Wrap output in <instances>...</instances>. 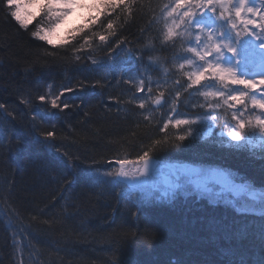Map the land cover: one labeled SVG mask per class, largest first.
<instances>
[{"label":"trees","instance_id":"16d2710c","mask_svg":"<svg viewBox=\"0 0 264 264\" xmlns=\"http://www.w3.org/2000/svg\"><path fill=\"white\" fill-rule=\"evenodd\" d=\"M171 2L137 0L131 16L121 11L120 20L113 17L116 37H109L110 42L124 40L121 47L154 46L145 54V64L149 56L159 59L148 72L154 81L167 80L159 88L153 84L154 95L164 91L174 96V81L183 83L174 59L182 53L180 42L164 44L161 33L162 9ZM10 11L0 0V104L5 105L0 109V264H232L241 255L255 264L262 244L259 215L245 220L231 204H214L191 193L168 199L143 192L129 200L119 188L96 183L97 171L116 170L118 164L109 161L134 160L152 140L164 138L159 128L169 109L154 108L150 100L146 109L137 107L145 94L124 81L138 77V66H120L123 52L117 50L115 61H109L110 45L98 39L77 51L85 35L81 32L49 45L31 36L45 23L43 16L24 30ZM93 31L103 34L100 27ZM92 60L103 62L102 69L96 70ZM161 65L172 74L165 76ZM49 85L53 94L62 87L77 88L66 94L68 109L40 105L36 97ZM201 98L181 90L180 101L188 104L180 103L182 113L204 111L192 107ZM217 130L214 138L159 152L157 160L217 167L264 188V156L221 145ZM44 131L56 133L54 143L67 157L40 143ZM183 133V127L168 129L173 140ZM64 177L76 179L69 186ZM241 228L245 233L237 234Z\"/></svg>","mask_w":264,"mask_h":264},{"label":"snow or ice","instance_id":"6c2138e0","mask_svg":"<svg viewBox=\"0 0 264 264\" xmlns=\"http://www.w3.org/2000/svg\"><path fill=\"white\" fill-rule=\"evenodd\" d=\"M136 2L137 0H32V3L43 9L49 25L37 27L31 32V36L49 45L53 44L51 36L73 11L85 7L94 10L95 14L86 17V22L78 29L85 35L81 37L83 44L77 51H83L85 45L91 46L98 39L102 45H110L107 49L109 61L115 60L117 50L123 52L125 59L120 60L121 64L138 66V77H129L124 81L132 84L136 93L145 94L139 99L137 107L146 109L150 100L154 108L169 109L167 118L162 120L159 128L164 133V138L152 140L134 160L117 158L109 161V164H118L119 169L103 173L97 171V175L93 177L96 183L119 188L120 195L125 199L130 200L133 196L140 198L143 195L142 186L151 176L154 162L159 158L158 153L170 149L181 150L185 141L199 139L202 128L206 129L203 132L205 138H214L213 129L217 127L218 110L231 114V122L225 121L222 126L228 130L221 132L219 143L236 151L259 149L264 156V0H172L170 4L164 5L161 15L163 43L175 47L179 41L182 48V53H176L174 59L178 61L175 67L176 71L182 73L183 83L180 78L174 81V96H166L164 91L153 94V84L158 88L161 84H167V80L153 81L148 72L159 58L149 56V62L145 64L144 56L147 52L154 51V46L149 44L144 48L134 49L121 47L126 43L122 39L117 38L113 42L109 40V37H116V20H120V12L131 16L132 6ZM5 3L9 9H16L10 11V15L19 27L28 30L32 19L21 14L22 5L18 0H5ZM114 16L116 20L113 19ZM94 27L102 28L103 34L94 32ZM86 30L92 32V35L89 36ZM76 59L80 60V56ZM91 63L96 66V70L103 67L101 61L92 60ZM161 67L165 76L172 74L169 68ZM95 83L99 84L100 81ZM84 87L83 83L78 85V89L82 90ZM76 90L73 87H62L59 93L53 94L49 85V90L39 94L36 99L41 106L47 104L51 109L63 112L70 107L66 94ZM181 90L189 95L196 93L203 97V103L192 107L204 111L194 116L182 115L179 112ZM133 100H136L135 95ZM21 102L29 103L26 100ZM249 105L251 110H258V113H254V119L246 118V113L250 111ZM4 108L5 105L0 104V109ZM32 119L35 120L36 116L33 115ZM144 120L151 122V116L145 115ZM170 127L177 130L183 127L184 133L176 135L173 140L168 134ZM41 135V144L60 156H68L67 153H61L60 147L54 143V131H44ZM75 179L64 177V182L70 186ZM165 195L168 199H175L178 192ZM257 209L262 244L255 264H264V191L252 192L250 202H236V212L245 220L249 214L255 215ZM135 235L133 233V237ZM232 264L249 262L241 255Z\"/></svg>","mask_w":264,"mask_h":264},{"label":"rangeland","instance_id":"374dc122","mask_svg":"<svg viewBox=\"0 0 264 264\" xmlns=\"http://www.w3.org/2000/svg\"><path fill=\"white\" fill-rule=\"evenodd\" d=\"M18 3L22 5L20 11L22 15H28L32 21L39 17L43 16L45 23L42 24V27H47L49 25V19L44 14L43 9L38 5L32 3V0H18ZM16 9L13 8V11ZM94 10H91L87 7L81 9L77 8L75 11L72 12L71 15H69L64 23L60 25V27L55 31V33L51 36V39L53 40V43H59L64 41L68 36H72L77 34L79 31V27L82 26L86 21L85 18L89 15H94ZM154 81V80H153ZM188 101V100H184ZM200 101L203 103L204 98L202 97ZM180 103H183L185 105H188L187 103L181 101ZM249 109L251 111V105H249ZM250 111L246 113V118L252 117L254 119V113H258V110H254L253 114H250ZM179 112L183 115L182 109L179 107ZM194 116V115H193ZM218 121L222 123V126L224 125L225 121L231 122V114L230 112H227L225 110H218ZM222 126L218 127L217 137L219 140L221 132H226L228 129L223 128ZM213 129V132L215 129ZM206 131L204 128L201 129V135L199 138L201 139H209L205 138L203 136V132ZM256 156H261V151L259 149H255L253 151H250ZM129 169H131V166H128ZM158 168L156 171H158L157 178H148L144 184H143V192L147 193V195L156 196L158 198H167L165 194H171L173 192H181L185 194H195L198 196H207L210 198V201H218L221 199L225 202V204H231L233 207L236 208V202L240 201V203H244L246 200L250 202V196L252 192L259 193L261 191H264V188H257L252 186L249 182H244V185L239 184V178L236 180L235 174L231 172H224L227 175V178L235 180L237 182H234L235 191L231 192L228 187H221L217 183H215L213 180L206 179L210 178L211 174H217L218 171L212 167H204V166H198L194 167L191 165L186 164H173V163H164L161 165H158ZM119 169V165L116 167V170ZM164 174V176H163ZM243 183V182H242ZM220 188H225L226 190L223 191ZM245 188V189H242ZM230 191V192H229ZM258 214V209L257 213ZM4 217L7 219H10L9 216L5 215L3 213ZM11 220V219H10ZM14 220V219H13ZM243 228H241L237 234H244Z\"/></svg>","mask_w":264,"mask_h":264}]
</instances>
